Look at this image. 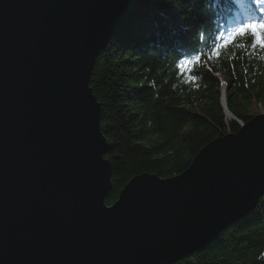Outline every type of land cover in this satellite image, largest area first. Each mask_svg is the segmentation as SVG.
Here are the masks:
<instances>
[{"label": "water", "instance_id": "obj_1", "mask_svg": "<svg viewBox=\"0 0 264 264\" xmlns=\"http://www.w3.org/2000/svg\"><path fill=\"white\" fill-rule=\"evenodd\" d=\"M130 8L0 0V264H173L264 196L261 114L181 175L134 177L105 203L112 165L90 82ZM220 92L226 109L223 84Z\"/></svg>", "mask_w": 264, "mask_h": 264}, {"label": "trees", "instance_id": "obj_2", "mask_svg": "<svg viewBox=\"0 0 264 264\" xmlns=\"http://www.w3.org/2000/svg\"><path fill=\"white\" fill-rule=\"evenodd\" d=\"M260 2L131 0L90 82L112 165L108 206L134 177L181 175L203 148L246 125L255 106L264 108V49L247 38L219 47L240 24L264 19L247 13ZM173 264H264V196L202 251Z\"/></svg>", "mask_w": 264, "mask_h": 264}, {"label": "snow or ice", "instance_id": "obj_3", "mask_svg": "<svg viewBox=\"0 0 264 264\" xmlns=\"http://www.w3.org/2000/svg\"><path fill=\"white\" fill-rule=\"evenodd\" d=\"M260 8L264 9V0H261ZM250 11L256 13L257 10L255 4H253ZM238 38L250 39L254 42L253 48L258 47L259 49H264V19L256 17L240 24L230 33L226 34V37L220 38L223 42L219 47L228 48L236 42ZM188 63L191 64L193 62L189 61Z\"/></svg>", "mask_w": 264, "mask_h": 264}, {"label": "rangeland", "instance_id": "obj_4", "mask_svg": "<svg viewBox=\"0 0 264 264\" xmlns=\"http://www.w3.org/2000/svg\"><path fill=\"white\" fill-rule=\"evenodd\" d=\"M261 114H264V108H262L260 106H255L253 108V110H252V115L255 117V116H258V115H261Z\"/></svg>", "mask_w": 264, "mask_h": 264}, {"label": "bare ground", "instance_id": "obj_5", "mask_svg": "<svg viewBox=\"0 0 264 264\" xmlns=\"http://www.w3.org/2000/svg\"><path fill=\"white\" fill-rule=\"evenodd\" d=\"M255 7H256V10L258 11V13L264 14V13H262L264 11V9H261L260 8V5H255ZM250 9H251V7L247 10V13H251L252 14V12L250 11ZM239 124H240L241 127L244 126L242 122H239Z\"/></svg>", "mask_w": 264, "mask_h": 264}]
</instances>
